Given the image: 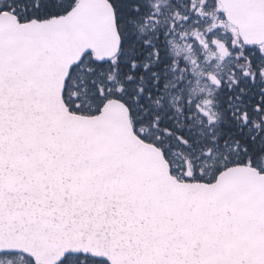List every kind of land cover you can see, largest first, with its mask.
I'll use <instances>...</instances> for the list:
<instances>
[{"label":"snow or ice","instance_id":"6c2138e0","mask_svg":"<svg viewBox=\"0 0 264 264\" xmlns=\"http://www.w3.org/2000/svg\"><path fill=\"white\" fill-rule=\"evenodd\" d=\"M0 264H264V0H0Z\"/></svg>","mask_w":264,"mask_h":264}]
</instances>
